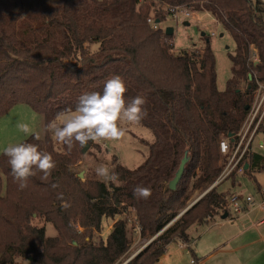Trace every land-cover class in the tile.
I'll return each mask as SVG.
<instances>
[{
	"label": "trees",
	"instance_id": "trees-1",
	"mask_svg": "<svg viewBox=\"0 0 264 264\" xmlns=\"http://www.w3.org/2000/svg\"><path fill=\"white\" fill-rule=\"evenodd\" d=\"M194 1L206 2L235 41L232 72L223 91L216 86L208 44L195 54L174 53L172 35L147 22L151 12L164 20L166 5L189 6ZM144 2L0 0V115L19 102L42 113L44 137L30 134L21 143L38 145L56 162L47 180L37 172L20 190L8 158L0 153V264H112L129 243L126 219L114 220L105 244L85 240L72 223L78 220L85 231H97L102 217L114 218L129 210L142 238L161 232L136 254L148 252L143 260L125 264H153L171 240L187 241L191 226L227 212L225 193L213 185L173 220L184 210L191 190L205 189L219 176L230 155L221 153L219 141L228 139L233 150L254 98L256 79L264 82V4L260 0ZM250 44L257 50L256 64L247 62ZM115 75L126 84L127 100L138 95L146 99L148 115L140 124L154 139L146 143L148 155L135 168L113 157L118 184L95 179L86 185L88 180L82 182L69 167L80 156L78 143L68 148L58 142L55 147L48 124L65 109L74 110L83 93L102 92L106 80ZM184 155L188 159L183 174L172 190L168 183ZM246 157V170L264 168V154L257 147L247 150ZM188 166L193 170L190 189ZM137 186L149 188L150 197L134 196ZM40 218L53 222L55 236L47 237L45 226L34 223Z\"/></svg>",
	"mask_w": 264,
	"mask_h": 264
},
{
	"label": "rangeland",
	"instance_id": "rangeland-1",
	"mask_svg": "<svg viewBox=\"0 0 264 264\" xmlns=\"http://www.w3.org/2000/svg\"><path fill=\"white\" fill-rule=\"evenodd\" d=\"M144 3H147V0ZM155 5L158 4L155 3ZM154 8L152 7L151 11ZM186 9V11L190 12L189 17L180 18L177 21L167 19L163 23L164 26L168 24L174 27V32L170 40L173 45L172 51L174 53H180L183 50L191 55L208 44L215 60L216 86L219 90L223 91L226 89L227 81L232 72L230 56L235 52V41L231 31L216 17L215 12L206 2L194 1L189 6H186ZM149 16H154V13L151 12ZM259 117L260 112L256 117V122H258L256 129H254L253 125L246 130L245 126L242 131V135H244L243 142L249 143L247 150L251 147H257V144L261 141L264 142V114L262 117ZM18 123L28 124L32 130L31 134H35L40 138L45 135L44 115L35 111L29 104L19 102L6 114L0 115V153L8 146L21 143L23 139L30 135L21 132L17 127ZM244 123L240 130L243 128ZM122 126L127 128V133L120 141H102L100 143L90 141L84 153H81V147L79 144L77 145L80 156L69 167L82 182L88 180L86 185H89L95 179L101 180L95 173L97 166L104 164L114 171V156H116L118 162L127 168H135L147 157L149 148L146 143L153 141L154 136L152 132L141 124H122ZM56 143L58 141L55 140V147ZM242 150L243 146L241 147ZM247 150L241 156L237 167L242 163H247ZM259 150L264 154V149ZM229 159L230 155L227 159L226 157L224 158L223 169L227 166ZM186 172V186L190 189L192 188L193 182L191 176L193 170L188 166ZM80 174L81 177H79ZM256 180L264 186V168L260 171L252 172L246 169L242 172L232 171L220 181L216 182V179L205 189L191 190L190 194L185 198L184 209L194 200L201 198L212 185H217V191H222L226 195V211L230 216H233L237 213L233 211V204L231 202L236 201L243 208H246L248 204L245 203L244 198L247 195L253 196L255 202H259L258 200H262V197H264V191L261 190L262 186ZM105 183L107 184L108 182ZM113 183L118 184L119 182L116 180ZM118 218L126 219L129 243L125 251L120 256H117L115 262L112 264H124L130 259L139 263L148 255V252L142 256H140L142 252L138 255L136 254L149 244L148 242L152 237L144 239L140 236V229L133 210L116 215L114 218L102 217L101 227L97 231H85L79 225L78 220H74L72 225L76 231L83 232L82 234L85 235V240L91 239L95 244H105L112 224ZM34 223L45 226V235L47 237L57 234V229L52 221H46L40 218L39 220H35ZM236 225L237 223H234L228 217L222 219L219 214L214 215L213 218L209 217L208 221L204 223L194 224L187 230V241L178 238L171 240L166 245L162 256L153 264H198V259L193 258L191 251L197 257L200 256L199 254H210L204 264H221L225 262L228 264H264V249L262 248L264 242L262 241L248 245L234 255L226 251V248L223 246V234H232L237 228ZM197 250L200 252L198 255ZM16 260L19 263H29L22 258H17Z\"/></svg>",
	"mask_w": 264,
	"mask_h": 264
},
{
	"label": "clouds",
	"instance_id": "clouds-1",
	"mask_svg": "<svg viewBox=\"0 0 264 264\" xmlns=\"http://www.w3.org/2000/svg\"><path fill=\"white\" fill-rule=\"evenodd\" d=\"M126 92L124 80L115 75L106 80L102 92L83 93L74 110L67 108L58 113L48 124V131L52 133L53 139L68 148L74 142L83 148L90 141H120L127 133V128L122 124L139 125L148 115L146 99L138 95L129 101L125 97ZM17 127L25 134L32 132L26 123H18ZM36 139L39 137L36 136ZM4 155L8 158L11 175L18 182L20 190L27 188L29 178L37 172L42 173V180H47L56 168L53 156L40 151L36 144L19 143L8 146ZM95 173L104 182L118 180V175L104 164L97 166ZM133 194L138 198L148 199L151 190L137 186L133 189Z\"/></svg>",
	"mask_w": 264,
	"mask_h": 264
},
{
	"label": "built area",
	"instance_id": "built-area-1",
	"mask_svg": "<svg viewBox=\"0 0 264 264\" xmlns=\"http://www.w3.org/2000/svg\"><path fill=\"white\" fill-rule=\"evenodd\" d=\"M260 1L264 4V0H260ZM166 6L169 11L167 12L166 18L164 20L162 21L159 20L158 22H156V18L154 16L147 17V22L152 28H157V27L162 26L165 29V27L171 26L168 24L166 26L163 25V23H165L167 19L177 21L180 18H185V17L190 16V12L186 11L187 9H186V6L184 5H174V6L166 5ZM258 60L259 58L256 52V48L254 47L253 44H250L247 62L256 64ZM253 75L256 76L255 73ZM255 83H256V88L254 90V98L251 103L250 110L245 119L244 126L241 130L237 132L238 139L237 141L234 142L233 150L231 151V145L228 139L224 138L219 141V148H220L221 153L222 154L230 153V159H229L227 166L223 170H221V173L219 174L216 182L228 176L232 171L242 172L245 169L244 166L246 163H242L239 167H237V163L240 162L241 156L243 155L244 151L247 150L249 147L248 142H243L244 135H242V131L245 126H246V130L249 127L251 128L253 125H254V129H256V126L258 123L256 122V117L258 113L260 112V117H262V115L264 114V82H261L256 79ZM242 146H243V150L241 151ZM257 148L264 149V142L263 141L259 142L257 144ZM244 201L248 205H252L255 202L253 196H250V195H247L244 198ZM231 203L233 204L232 209L234 212L236 213L244 212L245 209L242 207L241 204H238L236 201L231 202Z\"/></svg>",
	"mask_w": 264,
	"mask_h": 264
},
{
	"label": "crops",
	"instance_id": "crops-1",
	"mask_svg": "<svg viewBox=\"0 0 264 264\" xmlns=\"http://www.w3.org/2000/svg\"><path fill=\"white\" fill-rule=\"evenodd\" d=\"M256 182L260 184L257 180ZM261 190L264 191V186H262ZM260 200H258L259 202H254L252 205H247L243 213H237L230 217L227 216L228 219L237 223V228L232 234H223V246L230 254H237L244 247L259 241L264 242V197ZM262 248L264 249V245H262ZM199 253V250H197V255ZM199 255L197 257L198 264H204L210 254L204 253Z\"/></svg>",
	"mask_w": 264,
	"mask_h": 264
},
{
	"label": "water",
	"instance_id": "water-1",
	"mask_svg": "<svg viewBox=\"0 0 264 264\" xmlns=\"http://www.w3.org/2000/svg\"><path fill=\"white\" fill-rule=\"evenodd\" d=\"M159 21V19H156V22H158ZM173 30H174V28H173V26H167V27H165V33L166 34H168V35H172L173 34ZM249 78H251V74H249ZM228 136L229 137H231V138H233L232 136H233V134L232 133H229L228 134ZM88 145H89V143H88ZM88 145H86L85 147H83L82 148V152L84 153L85 151H86V149H87V147H88ZM187 155H184V157L181 159V161H180V164H179V167H178V169H177V171L175 172V175H174V177L169 181V183H168V186H169V188L170 189H175L176 187H177V184H178V182H179V180H180V178H181V176H182V174H183V171H184V167H185V163H186V161H187ZM244 168L245 169H247V163L245 164V166H244ZM79 177H81V174L79 175ZM199 199V198H198ZM198 199H196V200H194L188 207H186L179 215H177L173 220H175L178 216H180L184 211H186L192 204H194ZM228 216V213L226 212V213H223L220 217L222 218V219H224V218H226ZM172 222V221H171ZM170 224V223H169ZM161 231H159L156 235H154L150 240H149V242L148 243H150L159 233H160ZM147 243V244H148ZM146 244V245H147ZM127 262V261H126ZM125 262V263H126ZM124 263V264H125Z\"/></svg>",
	"mask_w": 264,
	"mask_h": 264
}]
</instances>
